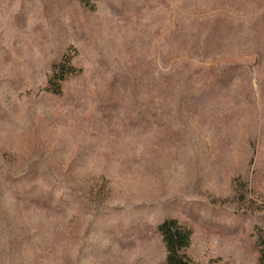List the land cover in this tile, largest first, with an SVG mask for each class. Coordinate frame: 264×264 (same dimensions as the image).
<instances>
[{"label":"rangeland","instance_id":"rangeland-1","mask_svg":"<svg viewBox=\"0 0 264 264\" xmlns=\"http://www.w3.org/2000/svg\"><path fill=\"white\" fill-rule=\"evenodd\" d=\"M168 219L258 264L264 0H0V264H166Z\"/></svg>","mask_w":264,"mask_h":264},{"label":"trees","instance_id":"trees-1","mask_svg":"<svg viewBox=\"0 0 264 264\" xmlns=\"http://www.w3.org/2000/svg\"><path fill=\"white\" fill-rule=\"evenodd\" d=\"M157 230L165 244L166 264H191L184 254V249L190 241V229L180 224L176 219H168L158 224ZM256 244L259 253L258 264H264L262 242H256Z\"/></svg>","mask_w":264,"mask_h":264}]
</instances>
